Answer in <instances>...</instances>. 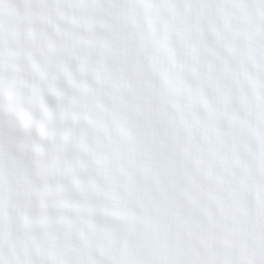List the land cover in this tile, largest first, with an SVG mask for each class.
Segmentation results:
<instances>
[{"label": "snow or ice", "instance_id": "obj_1", "mask_svg": "<svg viewBox=\"0 0 264 264\" xmlns=\"http://www.w3.org/2000/svg\"><path fill=\"white\" fill-rule=\"evenodd\" d=\"M0 264H264V0H0Z\"/></svg>", "mask_w": 264, "mask_h": 264}]
</instances>
